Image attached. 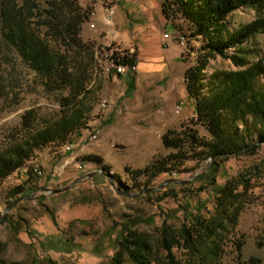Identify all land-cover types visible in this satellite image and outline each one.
Listing matches in <instances>:
<instances>
[{
    "label": "rangeland",
    "instance_id": "obj_1",
    "mask_svg": "<svg viewBox=\"0 0 264 264\" xmlns=\"http://www.w3.org/2000/svg\"><path fill=\"white\" fill-rule=\"evenodd\" d=\"M106 1L40 0L43 6L55 4L61 15L77 21L73 30L77 46L70 49L67 43L62 45L60 42L59 45L52 38L53 44L64 50L70 79H58L50 85L5 39L0 17V151L22 144L37 128L58 120L62 106L74 94V89L77 94L67 107L71 104L83 109L81 120L67 138L35 147L29 159L21 165L20 174L16 170L0 181V263H32L38 254L29 250L28 243L34 241L31 231H38L42 235L59 234L73 244L69 251L48 252L58 264H134L125 255L117 263L113 259L115 246L108 238L115 237L116 233L111 231L113 224L121 221L123 213H128L138 232L149 242L148 264H264V143L255 142L254 131L248 141L258 145L255 151L231 156L221 162H214V158L203 154L200 141L187 145L183 152L165 146L158 148L153 150L155 155L147 159L136 153L125 154V150L119 147H110L109 164H103L101 154L96 155L98 130L111 131L106 124L115 109H125L124 103L119 102L125 85L112 82L96 56L109 38L127 51L138 47V74L142 80L159 84V101L164 109L168 107L169 97L183 87L182 74L186 68L184 80L189 113L184 111L179 128L169 130L188 133L193 130L200 140L212 139L205 123L192 112L189 105L196 109V99L188 92L193 81L191 73L200 67L206 53L202 46L207 42L199 36H191L193 23L183 13L178 0H120L113 25L105 23L110 31L107 39L104 38V26L95 15L99 4L104 5ZM164 2L167 16L161 9ZM257 14L253 7H241L231 12L224 23L229 31H235L252 22ZM92 23L95 24L93 28L90 27ZM165 33L172 34L166 52L163 45ZM178 34L186 35V45L179 43ZM123 37L131 39L128 44L118 39ZM244 46L252 50L249 62L258 60L264 51V32L248 39ZM227 52L228 57L220 54L208 57L201 77L203 88L198 87L201 96L212 93L213 86H208L207 81L215 72L237 70L231 58L235 49ZM166 79L172 89H167L163 83ZM103 98L113 103L107 113L99 112ZM28 111H33L32 130L25 129L22 124ZM88 125H91L89 129ZM94 129L97 140H89L87 136L82 139L85 130L90 137ZM66 143H72L73 148L66 151L63 148ZM171 153L180 156L178 159L169 157ZM87 156L97 157V161L94 158V161H86ZM131 159L141 164L145 162L144 167L140 166L144 170L135 172V168H124ZM144 159L146 161H141ZM102 167L106 169L102 170ZM161 167H166L170 174H156ZM213 167L216 170L210 172ZM31 170L30 176L25 173ZM100 171L111 173L114 183ZM207 172L218 186L230 182L235 196L233 202H225L224 207L230 208L222 215L221 226L213 232L204 229L207 223L223 214L220 210L223 206L218 205L223 197L214 191L217 188L209 178L196 181ZM88 173L94 174L77 181ZM170 179H178L183 186L165 190ZM146 187H152L158 196L144 191ZM195 203L201 210L197 222L186 219L183 211L175 212L180 207L193 209ZM238 209L237 220L230 221V215ZM174 214L177 217H173ZM165 223L169 238L170 235L172 238L169 239L171 250L164 247L162 229ZM185 225L193 235L195 250L184 242L181 228Z\"/></svg>",
    "mask_w": 264,
    "mask_h": 264
},
{
    "label": "trees",
    "instance_id": "obj_2",
    "mask_svg": "<svg viewBox=\"0 0 264 264\" xmlns=\"http://www.w3.org/2000/svg\"><path fill=\"white\" fill-rule=\"evenodd\" d=\"M178 2L183 8V13L193 23L194 30L191 36H199L207 42L202 46L206 53L201 59L200 67L191 73L193 81H191L188 92L196 99L194 111L196 118L205 123L212 139L210 141L200 140L193 130L190 133L182 130L180 132L168 130L162 135L164 146L181 149L180 152H183L187 145L191 144L192 146L200 141V145L204 148L203 154L214 158V162L216 160L221 162L220 160L223 161L231 156L255 151L258 145L248 141L251 131L255 132L253 135L257 137L256 143H264V51L258 60L249 62L252 50L244 46V43L256 34L264 32V0H178ZM50 4L52 5L47 7L41 5L40 0H2L0 11L3 36L16 47L31 68L45 78L47 85L58 79L61 81L70 79L64 50L58 49L59 47L53 44L52 38L58 44L60 42L62 45L67 43L69 48L73 45L77 46L76 33L73 32L77 21L74 18L70 20L67 15H61L60 8L53 3ZM64 7L66 8V5ZM241 7H253L258 13L257 17L237 30L229 31L224 20L231 12ZM161 9L167 16L168 10L165 2L162 3ZM233 48L235 53L231 58L237 70L215 72L207 81L208 86H213L212 93L201 96L198 87L203 88L201 77L202 71L208 63V57L218 54L228 57L227 50ZM123 60L126 64L136 62L135 53L125 50ZM72 92L74 94L66 99V104L62 106V115L58 120L37 128L22 144L0 151V181L16 170L20 174L21 165L29 159L35 147L52 140L65 139L76 129L81 120L83 109L79 106L73 107L74 105L71 104L67 107L71 98L77 94L75 89ZM32 114L33 111H28L23 116L22 124L25 129H33ZM239 124H242V129H239ZM172 156L178 159L180 155L178 153L169 154V157ZM93 158L97 161V157L92 156H87L85 160L91 162L94 161ZM104 169L106 168L102 167V170ZM141 170L144 169H136L135 172ZM215 170L216 168L213 167L210 172ZM156 172V174L169 173L166 167H161ZM210 172L198 177L196 181L209 178L210 183L217 188L214 191L223 197L221 203L218 204L223 206L220 209L223 214L207 223L206 229H204L213 232L221 226L222 215L226 214L230 208L224 207L225 202H233L235 196L229 186L230 182L218 186L215 179L210 176ZM25 173L30 176L33 171H25ZM178 186L182 187L183 184L171 181L165 190H174ZM144 191L158 196V192L154 191L152 187H146ZM181 211L184 212L186 219L197 222L201 210L199 204L195 203L193 209L189 206L175 209V212ZM238 215L239 209L230 215L229 220L235 222ZM173 217H177V215L174 214ZM136 226L128 213H123L121 221L113 224L111 231L116 235L113 239L111 236L108 238L115 246L113 259L117 263L120 262V259L122 261L125 255L134 264H148L151 248L147 239L138 232ZM13 227L18 231L17 227ZM181 233L184 242L195 250L196 246L190 228L186 225L183 226ZM32 234H34V241L28 243V247L31 252L38 254L32 263L58 264L48 252L69 251L73 247L71 242L66 241L59 234L42 235L38 231H31ZM162 234L164 247L171 250L169 239L172 238L171 235L169 238L166 223ZM97 251L99 252V250ZM32 263L5 262L0 264Z\"/></svg>",
    "mask_w": 264,
    "mask_h": 264
},
{
    "label": "crops",
    "instance_id": "obj_3",
    "mask_svg": "<svg viewBox=\"0 0 264 264\" xmlns=\"http://www.w3.org/2000/svg\"><path fill=\"white\" fill-rule=\"evenodd\" d=\"M96 19L103 25V31H105L104 38L109 37V28L105 27L104 23V8L102 4H99L98 9L95 12ZM124 44H128V37L118 38ZM111 42L106 41L104 44ZM132 50V49H131ZM135 56L137 63V73L136 74H126L121 76L112 75L109 78L112 82L117 84H124L122 95L123 97L119 99V102L124 103L125 109H115V113L111 116L110 121L106 124L107 129L111 131L98 130V150L95 153L101 154L103 157V164H109V153L110 147L114 149H123L125 154L136 153L138 156L145 157V159L154 156L158 148H164L162 135L166 133L169 129L179 128V124L184 119L185 113H189L187 108V91L184 80L183 71V87L179 90L184 92L179 95L178 92L169 97L167 103V108H162L159 96L161 90L159 84L155 81L142 80L139 76V64H138V47L135 46ZM164 84L167 85V89H172L169 85L168 79H166ZM194 113L195 109L192 105H189ZM177 110H179L177 112ZM102 129V128H101ZM104 129V128H103ZM88 137L90 139L89 132L85 130L82 139ZM96 139V140H97ZM95 140V141H96ZM81 141H79L80 143ZM77 142L76 144L79 145ZM76 146V145H75ZM74 151V149H73ZM151 154V155H150ZM141 161H146V160ZM87 161V160H86ZM148 161V160H147ZM145 163V162H144ZM144 163L137 162L133 159L128 160V164L124 167H130L135 169H140ZM112 166V165H111ZM142 166V167H140ZM98 168L96 167V170Z\"/></svg>",
    "mask_w": 264,
    "mask_h": 264
},
{
    "label": "built area",
    "instance_id": "obj_4",
    "mask_svg": "<svg viewBox=\"0 0 264 264\" xmlns=\"http://www.w3.org/2000/svg\"><path fill=\"white\" fill-rule=\"evenodd\" d=\"M111 1H120V0H108L103 5L104 8V23L107 25H113V16L115 13H112L111 11ZM90 27H95V24H90ZM163 45H164V52H166L169 42L172 40V34L165 33L163 36ZM177 40L179 43L184 46L187 43V37H183L181 34L176 35ZM102 55L104 58H108V67L110 69V76L116 75H126L128 73L130 74H136L138 67L136 62H132L131 65H124L123 56L125 54V49H122L118 47L113 41L106 44V46L101 50ZM130 53H135V49L129 50ZM112 101L107 98H103L100 102L101 105V113H107L109 112L110 108L112 107ZM179 110H177L178 112ZM97 137V131L94 129L91 132L90 138L96 139ZM26 170V168H24Z\"/></svg>",
    "mask_w": 264,
    "mask_h": 264
},
{
    "label": "bare ground",
    "instance_id": "obj_5",
    "mask_svg": "<svg viewBox=\"0 0 264 264\" xmlns=\"http://www.w3.org/2000/svg\"><path fill=\"white\" fill-rule=\"evenodd\" d=\"M118 3H119L118 1H111V11H112V13H116ZM181 35L183 37H186V35H183V34H181ZM96 56H97V58L99 60V63L101 65V67L105 71V74L108 77H110V69L108 67V58H104L101 51L97 52V55ZM124 65H131V63L126 64L124 62ZM99 112H101V105H100ZM89 127H91V125H88V129H89ZM73 146L74 145L72 143H66L63 148L67 151V150H71L73 148ZM26 170H28V168H26Z\"/></svg>",
    "mask_w": 264,
    "mask_h": 264
},
{
    "label": "water",
    "instance_id": "obj_6",
    "mask_svg": "<svg viewBox=\"0 0 264 264\" xmlns=\"http://www.w3.org/2000/svg\"><path fill=\"white\" fill-rule=\"evenodd\" d=\"M101 173H103V174H105L106 176H108V177H110V179H111V182L112 183H114V181L112 180V178H111V176H112V174L111 173H106L105 171H100ZM94 173H88V174H86V175H84V176H82V177H80L77 181H79L80 179H83V178H88V177H90L91 175H93ZM76 181V182H77ZM170 181H179L178 179H170L169 181H167V183L168 182H170ZM179 182H181V181H179ZM160 187H162V186H160ZM66 188V187H65ZM159 187H157V189H158ZM61 189H55L54 191H60ZM124 193V192H123ZM126 194V193H125Z\"/></svg>",
    "mask_w": 264,
    "mask_h": 264
}]
</instances>
